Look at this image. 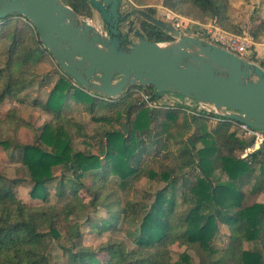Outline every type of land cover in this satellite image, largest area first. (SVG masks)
<instances>
[{
  "label": "trees",
  "instance_id": "16d2710c",
  "mask_svg": "<svg viewBox=\"0 0 264 264\" xmlns=\"http://www.w3.org/2000/svg\"><path fill=\"white\" fill-rule=\"evenodd\" d=\"M61 2L78 17L91 16L92 9L85 0ZM142 2L133 0L135 5H143ZM162 4L171 11L188 5L204 17H215L220 24L228 22V0H162ZM144 10L156 17L155 9L147 7ZM13 16L21 17L14 14L0 19V99L16 97L29 86L34 79L30 67L46 61L49 55L31 23H15L11 21ZM138 21V30L150 42L175 39L172 34L141 18ZM178 31L187 36L182 26ZM251 33L259 40L264 34V20H260ZM207 40L204 37L203 42ZM249 62L264 70V60L257 62L255 57H251ZM75 83L63 73L45 103L40 104L43 110L54 115L55 120L43 125L37 143L18 145L0 137V147L7 152H12L13 148L15 154L12 152L10 156L31 173V199L47 201L46 186L55 179L54 168L62 171V178L55 187L56 196L72 199L60 210L56 207H34L20 201L15 194V187L23 182L21 179H7L0 175V264H49L48 245L44 240L58 239L60 235L55 226L59 217L64 216L67 221L68 216L80 210L83 202L78 192L85 186L81 181L85 176H92L93 181L99 179L101 182L115 176L121 187L130 179L158 178L164 186L156 191L146 207L129 200L123 205L111 207L113 211L109 210L113 215L107 221L109 229L117 227V224L110 223L113 220L121 221V224L125 221L137 224L134 231L128 233L134 250L128 251L122 242L111 240L96 248L76 249L75 241L80 238V233L76 227H70L68 240L72 249L65 250L67 264H178L171 263L169 247L172 244L194 249L200 257L198 264H264V202H257L255 196L264 188V152L255 151L245 158L235 155L236 151L248 148L252 140L240 139L236 135L233 120L223 119L214 123L210 130L206 121L211 118H192L196 129L184 141L177 157V171L168 167L155 173L143 161L150 154L154 158L161 151L160 140L153 137L172 128L179 108L147 107L140 101L139 93H150L153 91L151 87L133 86L115 99L92 93ZM133 92L139 102L131 98ZM156 95L159 94L152 93L150 100L158 99ZM104 98L111 101L108 103ZM70 99L86 106L91 115L96 106L118 107L115 118L103 116L92 119L98 126L88 138L97 142L99 149L96 154L79 152L71 146L70 125L66 126L60 117L63 106ZM12 118L15 129L27 126L20 118ZM112 120L119 123V128L111 123ZM6 123L9 124V121ZM156 123L161 130L152 135L151 129ZM257 166L260 176L251 188V196H248L242 187L250 183ZM217 170L226 178L225 182L214 183V172ZM66 173H70L71 177H66ZM178 194L188 209L175 218L173 214ZM100 202L101 196L95 192L88 204L95 206ZM217 220L228 227L229 243L224 252L212 256L215 251L210 243L218 232ZM104 226L100 228L106 230ZM244 242H258L262 247L245 250L242 248ZM74 247L76 250H73ZM101 254L105 255V260L99 258ZM183 261L188 262L187 257H183Z\"/></svg>",
  "mask_w": 264,
  "mask_h": 264
},
{
  "label": "rangeland",
  "instance_id": "374dc122",
  "mask_svg": "<svg viewBox=\"0 0 264 264\" xmlns=\"http://www.w3.org/2000/svg\"><path fill=\"white\" fill-rule=\"evenodd\" d=\"M228 0V22L220 24L218 20L213 16L204 17L194 8L188 5H181L178 10L171 11L163 6L162 0H143V5H135L133 0H121L119 4V14L123 18L122 22L118 24V30L120 32L119 37L126 36L127 40L124 45L129 46V43H134V30H137L139 26L138 18L134 19L135 14H129L131 8H153L156 11V17L163 22H169L166 18L165 9L181 17V26L188 34L201 33L209 40L208 44L214 43V28H219L228 34H237L242 32V26L255 23L258 19L257 16L264 12L263 4L264 0ZM231 2V4H230ZM83 17H77L76 22L82 20ZM91 26H95L100 31L101 35L105 38H110L107 25L103 22L100 14L97 11H92L91 16L86 17ZM260 19V18H259ZM11 21L21 24L26 23L27 20L24 17L13 16ZM132 29L130 30V22ZM215 26V27H212ZM101 29V30H100ZM254 27H252V30ZM130 30V31H129ZM210 30V31H208ZM193 35L191 37H193ZM262 35V34H261ZM260 35V36H261ZM194 38V37H193ZM179 39H174L178 41ZM258 53L260 49L258 48ZM47 60L37 63L35 67H30L32 75H34L33 81L24 90L16 95V97H4L0 99V137L6 138L12 144L18 145H33L37 143L38 136L41 132L43 125L52 123L54 115H50L48 112L40 107V104H44L50 90L58 80L59 76L63 75V72L56 65L53 59L47 55ZM74 85H78L75 83ZM94 93V92H92ZM98 94V93H95ZM134 92L131 95L132 99L139 102V99L135 96ZM182 98L181 96H179ZM117 98V97H116ZM115 98V99H116ZM99 99V98H98ZM101 99V98H100ZM104 101L110 102L111 100L104 98ZM118 107L107 108L103 106H96L93 115L86 111V106L76 103L74 100H68L63 106V110L60 114L66 126L70 125L71 146L79 152H90L96 154L98 152V144L94 140H90L94 134V130L98 126L92 119L93 117L108 116L115 118L114 115L117 112ZM20 118L27 124L19 128L14 127L13 118ZM195 116L184 110L179 109L177 119L172 122V128L168 132H163L153 139H158L161 142V151L154 157L150 154L145 158L143 162L147 163V166L152 168L155 173L161 172V170L168 167L177 171L178 155L180 150L184 146V141L195 132V125L192 123V118ZM7 120L9 124H7ZM210 127H213L218 121L208 120L206 121ZM115 127L119 128V123L115 120L111 122ZM156 123L151 129V134H157L160 132L161 127ZM235 127V126H234ZM236 128V127H235ZM233 130V129H232ZM237 132V130H235ZM197 145V147H199ZM11 151V150H10ZM13 152V148H12ZM12 152L4 151L0 147V175L5 176L7 179H21L23 182L18 184L14 191L17 198L25 204L32 205L34 207H56L60 208L68 201H71L70 197L58 198L56 196L55 187L58 181L62 178V171L60 168H54L53 174L55 179L47 184V201L44 202L40 199H31L29 191L32 183L30 182L31 173L28 169L16 159H13ZM14 153V152H13ZM15 154V153H14ZM243 151H236L235 155L239 158L242 157ZM197 171V170H196ZM195 171V173H197ZM70 178V173L65 174ZM260 176L258 166L255 168V172L251 178L249 184L242 187L244 193L251 196V188ZM81 181L85 185L78 192V197L83 202L80 210L67 217V221L64 216H60L56 223V230L60 237L56 240L45 239L44 241L48 245L49 264H67L66 249H72V243L68 238L70 237L69 228L76 227L80 233V238L75 241L76 249L80 247L96 248L100 244L107 241L122 242L126 250H134V244L129 238V232L134 231L136 223L116 222V220L110 221V223L117 224L115 230L109 229L107 221L111 219L113 215L109 213L111 207L116 205H123L126 201H135L143 204L144 207L152 201L154 194L157 190L164 186L158 178L148 179L147 177H140L130 179L128 183L121 187L119 180L115 176H110L104 181L96 179L93 181L92 176H85L81 178ZM214 183L225 182L226 178L220 175V171L214 172ZM91 190V191H90ZM97 192L101 196L102 202L94 205L88 204L92 194ZM257 202H264V188L261 193L255 194ZM188 207L182 203L181 197L178 194L177 202L174 206L175 218L182 216ZM230 213V212H229ZM104 224L106 226H104ZM107 227L106 230L100 227ZM218 232L210 243V247L217 256L224 252L229 243V230L228 227L217 220ZM261 244L258 242L242 244V248L245 250L261 249ZM64 248V249H63ZM75 247L73 250H76ZM169 255L171 263L178 264H198L200 257L198 253L192 248L172 244L169 247ZM183 257H187L188 262L183 261ZM99 258L105 260V255H99Z\"/></svg>",
  "mask_w": 264,
  "mask_h": 264
},
{
  "label": "water",
  "instance_id": "95a60500",
  "mask_svg": "<svg viewBox=\"0 0 264 264\" xmlns=\"http://www.w3.org/2000/svg\"><path fill=\"white\" fill-rule=\"evenodd\" d=\"M120 1L85 0L100 14L110 38L98 35L85 17L77 23L78 16L61 0H0V19L14 14L24 17L60 70L86 90L109 98L138 85L158 94L173 92L232 111L226 118L264 131V70L259 65L217 45L183 36L172 25L135 7L129 12L135 14L134 19L167 31L187 50L198 48L211 62L189 51L164 52L160 43L148 41L138 29L134 30L137 42L125 46L127 37H119L118 30L123 20ZM66 13L74 16L73 22L66 20Z\"/></svg>",
  "mask_w": 264,
  "mask_h": 264
},
{
  "label": "built area",
  "instance_id": "2783aa9c",
  "mask_svg": "<svg viewBox=\"0 0 264 264\" xmlns=\"http://www.w3.org/2000/svg\"><path fill=\"white\" fill-rule=\"evenodd\" d=\"M166 18L171 23L175 29L181 28V17L175 15L174 13L168 11L166 12ZM138 29V28H137ZM210 31V30H208ZM188 37L193 34L186 33ZM191 35V36H190ZM194 38L203 41L204 35L201 33H196L193 35ZM209 40V39H208ZM207 40V41H208ZM137 42V37L134 36V43ZM258 43H264V34L258 41L249 31L245 29L240 34H228L219 28H214V45H217L226 51L236 55L237 57L249 62L251 57H255V46ZM155 90L150 93L140 92L139 99L144 102L147 107L151 109H169L173 107H178L187 113L195 117H209L214 121H222L226 118L225 115L230 114L232 111L221 109L217 110L213 105L202 102H195L192 99L185 97L180 98L178 94L169 92L164 94L156 95L158 99L155 101L150 100V95L155 94ZM233 125L236 127V135L240 139H251V145L243 151L242 157L245 158L255 151L264 152V131L250 127L244 123L237 122L233 120Z\"/></svg>",
  "mask_w": 264,
  "mask_h": 264
},
{
  "label": "bare ground",
  "instance_id": "6f19581e",
  "mask_svg": "<svg viewBox=\"0 0 264 264\" xmlns=\"http://www.w3.org/2000/svg\"><path fill=\"white\" fill-rule=\"evenodd\" d=\"M65 18H66V20L68 22H73L74 21V16L71 13H66ZM90 22L87 21V23L89 25H91ZM92 28H94V31L98 35H101V33L98 30V28H96L95 26H93ZM159 46L164 52H173L174 54H180L183 51L184 52L189 51L191 53H195L196 55H199L203 60L211 62L210 57L208 55H206L204 52L200 51L198 48H193V49L189 48L190 50L189 49L187 50L186 48H184V46L182 44H179L176 41L175 42H169V43L162 42V43L159 44ZM94 86L97 87L98 83H94Z\"/></svg>",
  "mask_w": 264,
  "mask_h": 264
},
{
  "label": "crops",
  "instance_id": "0c3cea01",
  "mask_svg": "<svg viewBox=\"0 0 264 264\" xmlns=\"http://www.w3.org/2000/svg\"><path fill=\"white\" fill-rule=\"evenodd\" d=\"M236 2H239V0H235ZM234 1V2H235ZM231 4V2H230ZM263 8H264V4H263ZM142 9H145V8H142ZM169 10L165 9V13L168 12ZM260 18V19H259ZM258 19L255 23H252L251 24H247L245 26H242V32L245 30V29H249L250 32H252V27L256 26L257 24H259L260 20H264V12L261 13V15L257 16ZM212 27H215V26H212ZM216 28V27H215ZM235 35V34H234ZM263 36V35H262ZM261 36V37H262ZM261 37L259 38V40L261 39ZM258 40V41H259ZM258 48L260 49V53H258ZM255 55H256V60L257 62H261L264 60V43H258L256 46H255Z\"/></svg>",
  "mask_w": 264,
  "mask_h": 264
},
{
  "label": "flooded vegetation",
  "instance_id": "af4514ba",
  "mask_svg": "<svg viewBox=\"0 0 264 264\" xmlns=\"http://www.w3.org/2000/svg\"><path fill=\"white\" fill-rule=\"evenodd\" d=\"M120 20V19H119ZM122 22V20L121 21H119V24Z\"/></svg>",
  "mask_w": 264,
  "mask_h": 264
}]
</instances>
